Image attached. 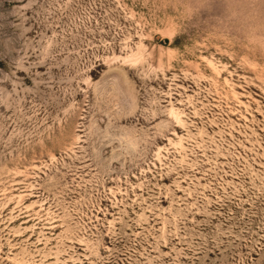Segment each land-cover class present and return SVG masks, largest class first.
I'll list each match as a JSON object with an SVG mask.
<instances>
[{
	"label": "rangeland",
	"instance_id": "rangeland-1",
	"mask_svg": "<svg viewBox=\"0 0 264 264\" xmlns=\"http://www.w3.org/2000/svg\"><path fill=\"white\" fill-rule=\"evenodd\" d=\"M0 264H264V0H0Z\"/></svg>",
	"mask_w": 264,
	"mask_h": 264
}]
</instances>
